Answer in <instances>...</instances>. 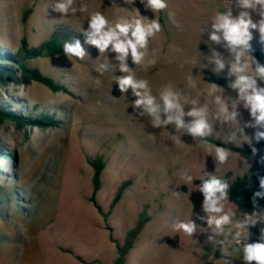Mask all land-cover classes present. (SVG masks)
Returning a JSON list of instances; mask_svg holds the SVG:
<instances>
[{"label":"rangeland","instance_id":"obj_1","mask_svg":"<svg viewBox=\"0 0 264 264\" xmlns=\"http://www.w3.org/2000/svg\"><path fill=\"white\" fill-rule=\"evenodd\" d=\"M55 2L0 0V43L13 52L23 39L30 49L57 38L62 44L79 40L87 53L83 60L65 54L28 60L68 93H53L35 82L0 87L2 104L26 117L48 119L43 127L23 129L0 123V264H114L118 245L123 246L142 220L144 227L125 264H244L242 243L246 238L255 242L251 229L256 224L242 232V243L237 244L236 226L249 217L227 200L225 210L234 213L232 223L217 233L206 223L204 197L195 181L216 175L229 184L264 166L248 164L233 152L226 163H218L215 145L177 131L174 124L154 127L151 116L131 106V90L121 95L114 82L121 75L117 54H101L85 43L84 33L91 13L100 11L115 20L126 14L122 8L130 10L132 5L124 0H75V8L85 5L87 11L63 15L52 10ZM232 2L167 0L168 7L156 14L161 32L151 39L145 63L134 65L129 58L128 64L137 78L149 82L158 103L161 88L171 84L198 106L207 104L212 126L207 138L249 147L236 122L216 118L214 102L219 95L231 110L237 99L230 87L235 77H229L227 69L232 56L208 38L211 18ZM135 7L155 18L140 0ZM253 18L259 19L255 13ZM250 43L264 55L258 32L253 31ZM213 51L224 58L223 71L217 70ZM205 72L225 78L229 88L217 86L209 95L213 84L204 81ZM191 107L186 104L185 112ZM237 111L243 127L249 113L242 103ZM159 115L166 119L162 105ZM191 119L185 116V124ZM253 132L244 128L249 136ZM98 159L105 165L96 195L102 214L90 202L93 163ZM185 175L192 177L191 183L182 179ZM120 189L121 199L112 208ZM256 214L264 228V211ZM189 220L197 226L192 236L173 229L175 223Z\"/></svg>","mask_w":264,"mask_h":264},{"label":"clouds","instance_id":"obj_2","mask_svg":"<svg viewBox=\"0 0 264 264\" xmlns=\"http://www.w3.org/2000/svg\"><path fill=\"white\" fill-rule=\"evenodd\" d=\"M125 4L132 5L125 11V15H120L115 20H110L104 13L95 11L90 14L87 20L85 43L96 47L101 54L108 51L116 53L115 59L119 61V72L121 75L114 77V82L118 86L121 95L129 93L134 98L131 106L134 109H143L153 118V126L160 127L174 124L177 131L186 130L192 137H206L211 134L212 126L209 123V110L207 104L198 106L197 100H188L179 91L173 89L171 84L165 85L159 91V103L157 95H154L149 82L145 79L137 78L129 67L128 59L134 65H142L146 61L151 39L161 32V25L156 19V14L168 7L167 0H140L145 9L155 14V18L149 19L141 14L135 7L136 0H124ZM75 0H56L52 10L56 13L66 15L70 11L83 13L87 11V6L82 5L79 9L74 7ZM233 8L236 9L234 15ZM253 13L259 19L253 18ZM211 31L208 34L209 40L224 47L232 56V61L227 65L228 76L235 77L230 87L237 91V99L232 103L231 110L221 96L215 95L214 102L218 106L216 118L221 117L225 122H236L238 131L251 148L253 157L259 154V163L264 166V149H258L254 143L259 144L264 141V63H261L253 55L251 41L253 31L259 34V43L264 46V0H234L226 11L217 12L210 21ZM65 55L70 58L83 60L87 55L79 40L73 43L65 42L63 45ZM213 62L217 70L223 71L226 68L224 58L219 52L213 51ZM150 63H154L151 61ZM189 85L196 87V82L191 76L188 77ZM217 91L214 84L209 91L212 95ZM192 107L185 112V105ZM243 104L248 111L250 119L239 127L237 104ZM166 114V119H161V111ZM191 117V121L185 124L184 117ZM244 128L254 130L251 136L244 133ZM176 143H180L179 137L173 136ZM215 159L218 163H226L230 150L215 145ZM259 180V190L252 196L254 208L259 207L258 198L264 199V175L256 174ZM186 183L192 182L191 176H183ZM229 184L217 177L209 175L198 185V191L202 193L203 210L207 214L206 223L214 226L217 233H222L224 227L232 223L234 213L225 210V201L229 197ZM178 195V194H176ZM264 215V214H262ZM205 219V217H201ZM261 216L255 212L236 227L234 240L241 244V234L249 226H254L260 222ZM196 224L179 221L173 225L177 232H183L192 236L196 231ZM242 243L244 264H264V228L260 229V237L257 242Z\"/></svg>","mask_w":264,"mask_h":264},{"label":"trees","instance_id":"obj_3","mask_svg":"<svg viewBox=\"0 0 264 264\" xmlns=\"http://www.w3.org/2000/svg\"><path fill=\"white\" fill-rule=\"evenodd\" d=\"M63 45L64 44H62L59 39L53 38L49 41L44 42L38 48L29 49L26 43V39H23L21 41L20 49L13 52L8 47L0 43V87L3 88L4 86H8L12 83L35 82L47 88L53 93H68V91L63 86L57 84L51 77L43 74L40 70L31 66L32 61H28L33 60L38 56L54 58L65 54L63 51ZM251 54L261 63H264V55L261 53V51L253 49ZM17 76H19V79L17 78ZM204 81L209 84H215L216 86L224 90H227L229 88V82L225 78L211 72L204 73ZM47 121L48 119L45 116H38L33 118L18 114L13 111L10 106L2 104V102H0L1 124L9 122L14 124L18 129H23L25 126L43 127L46 125ZM201 139L208 141L213 145H220L229 149L230 152L240 155L248 164H260L258 162L260 158L259 154L253 157L250 147L231 146L229 144L207 137ZM255 147H257L258 149H264V141H261ZM93 168L94 190L90 202L98 211V213L102 214L103 209L97 203L96 195L101 190V177L103 171L105 170V165L101 159H98L96 163H93ZM257 173H259V175H264V167L258 168L250 175L239 177L232 183H229L230 187L228 201L231 204L235 205L237 208L243 210L248 217H250L254 212L256 213L257 210L264 211V199L258 198L259 207L257 208H254L251 202L253 194L259 190V180L256 175ZM203 179L195 181V185L198 187ZM122 194L123 189H120L115 200L113 201L112 208L120 201ZM145 221L146 220L140 221L136 229L130 231L127 234L123 246L118 245V258L116 259L114 264H125L126 257L133 248L135 240L141 233ZM260 229V222H258L251 229L256 238L255 242H257L260 237Z\"/></svg>","mask_w":264,"mask_h":264}]
</instances>
